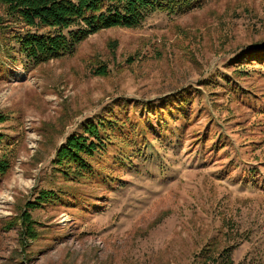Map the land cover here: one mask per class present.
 <instances>
[{
  "label": "rangeland",
  "instance_id": "374dc122",
  "mask_svg": "<svg viewBox=\"0 0 264 264\" xmlns=\"http://www.w3.org/2000/svg\"><path fill=\"white\" fill-rule=\"evenodd\" d=\"M0 38V264H264V0L154 14L40 66ZM105 119L122 150L66 180L57 151Z\"/></svg>",
  "mask_w": 264,
  "mask_h": 264
},
{
  "label": "trees",
  "instance_id": "16d2710c",
  "mask_svg": "<svg viewBox=\"0 0 264 264\" xmlns=\"http://www.w3.org/2000/svg\"><path fill=\"white\" fill-rule=\"evenodd\" d=\"M204 2L205 0H0V33L1 37H6L7 32H10L12 39L20 44V56L33 63V66H40L55 59L74 56L86 39L103 30L117 27L137 29L151 15H182L195 7H201ZM2 46L0 38V50ZM8 55L16 61L10 52ZM104 70L101 69L100 73L105 74ZM4 120L5 117L1 116L0 121ZM119 123L116 119L89 123L84 126L83 134L69 137L65 146L57 151V171L66 180L72 178L80 181L86 175H93V160L97 154H103L110 147L122 150L125 142L114 137ZM137 139L133 141L136 142ZM2 140L0 139V144ZM126 158V154L121 152L120 162L123 163ZM8 167L6 156L0 158V174H5ZM56 195L52 191L43 192L41 201H51ZM29 205L31 208L36 207L32 203ZM23 217L28 234H33L34 222L31 221L30 213L25 212ZM230 256L227 253L226 262L232 264Z\"/></svg>",
  "mask_w": 264,
  "mask_h": 264
}]
</instances>
